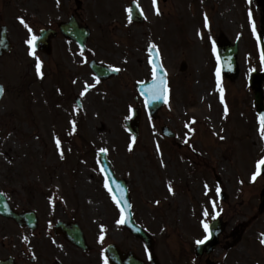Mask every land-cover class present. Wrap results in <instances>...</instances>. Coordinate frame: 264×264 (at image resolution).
<instances>
[{
    "label": "rangeland",
    "instance_id": "374dc122",
    "mask_svg": "<svg viewBox=\"0 0 264 264\" xmlns=\"http://www.w3.org/2000/svg\"><path fill=\"white\" fill-rule=\"evenodd\" d=\"M35 1L0 0V7L8 3L6 12L1 10L0 25L9 24L15 44L11 89L0 103V186L9 192L13 204L18 208L45 204V200L29 199L26 195L38 186L31 174L37 180L40 174V190L61 189L68 198L79 199L78 205L69 203L70 209L76 205L99 210L89 202L93 199L103 202L102 211L109 213L110 203L105 196L109 191L97 159V151L106 148L118 176L129 182L137 214L151 224L156 217L148 209L154 208L153 203L162 205L163 218L159 221L168 231L162 226L153 228L155 252L161 264H207V258L215 264H264V209L260 200L264 171L259 170L256 179H252L257 162L264 157V136L256 112L255 88L248 83L253 70H263L257 44L264 0H168L160 18L163 3L158 2L153 27H157L155 42L162 44L164 51L171 102L160 111L157 120L143 117L136 141L123 123L135 105V91L122 82L146 75L143 65L133 63L123 80L114 79L105 88L96 87L81 111L68 96L71 92H67L64 83L65 97L57 96L54 68L44 82L45 89L41 87L42 95L31 87V79H36L32 62L36 57L26 53V40L37 34L40 24L37 20L32 27L26 23L32 29L30 33L15 17L22 7L39 12L40 1ZM207 20L214 23L215 36L223 33L230 42L238 41L240 73L229 79L220 72L219 86L217 55L203 25ZM112 27L104 25L103 38L98 29L94 37V41L107 45L109 52L117 42L123 46L122 36ZM217 37L212 44H216ZM108 54L113 58L112 53ZM50 60L54 62V58ZM184 60L188 68L181 71ZM2 75L0 67V78ZM19 87L26 92L28 102L22 93L18 94ZM262 87L264 93V80ZM101 91L105 93L103 97ZM72 117H78L76 130L75 121L70 122ZM165 124L175 130V138L161 134ZM57 138L63 142L59 148ZM217 177L222 180L220 184ZM217 187L228 194L227 200L220 198ZM55 195L61 198L58 193ZM217 214L223 217L227 235L240 239L231 250L220 247L208 257H197L192 239L202 232L206 234L204 223L208 224ZM6 224L0 218V231ZM111 230L116 227L112 225ZM130 241L128 238L127 244Z\"/></svg>",
    "mask_w": 264,
    "mask_h": 264
},
{
    "label": "flooded vegetation",
    "instance_id": "af4514ba",
    "mask_svg": "<svg viewBox=\"0 0 264 264\" xmlns=\"http://www.w3.org/2000/svg\"><path fill=\"white\" fill-rule=\"evenodd\" d=\"M158 1L154 4L153 0H42L39 12L32 11L31 14L39 17L43 28L57 30L54 63L59 72V83L76 88L80 82L88 81V63L95 57L109 64L107 45L94 41L97 29L103 38L104 25L112 24V28L122 36L123 46L117 42L114 47L118 53H114V57L119 58L120 65L129 64L128 59L144 64L148 48L155 38L157 27L152 26V19L156 18ZM167 1L162 0L163 3ZM133 3L144 16L141 24L131 18L129 10ZM64 23H70L69 27L78 24L91 27L92 36L86 51L80 50L75 42L64 36L60 29ZM145 23L147 25L143 28ZM3 78L7 84L9 77ZM18 212L33 214L34 217L29 215L22 219L23 225L16 219H7L8 226L0 231V264H104L105 249L112 243L117 244L122 253L128 251L124 231L111 230L108 220L99 219L103 215L98 211L47 209L45 205L19 209ZM95 219H98L97 224ZM58 222L66 224L58 226Z\"/></svg>",
    "mask_w": 264,
    "mask_h": 264
},
{
    "label": "water",
    "instance_id": "95a60500",
    "mask_svg": "<svg viewBox=\"0 0 264 264\" xmlns=\"http://www.w3.org/2000/svg\"><path fill=\"white\" fill-rule=\"evenodd\" d=\"M5 42V37L3 38L2 41H0V50L4 48L3 43ZM262 48H264V38L262 39ZM220 53H221V57H222V61H223V65L224 67H230V65L233 63V67H234V71L235 74L237 73V68L235 66L236 62H235V56L237 53L236 49H230L225 43L224 41H221V49H220ZM263 60H264V52H263ZM95 70L96 71H102L103 69L99 68L98 66H95ZM156 77L160 78L162 77L165 80V73L162 71V69H160L159 67H156ZM259 75L255 74V78L254 81L258 83V85L260 84V81L258 80ZM157 81H159L158 79H156ZM149 89H142V93L143 95L146 97L147 102L149 101V96L152 94L150 91H148ZM152 100L151 102H148V105L150 107V109H152L153 111L157 108V106L160 105V103L155 102L153 104ZM256 102L258 105V112L259 114L264 113V106L262 103V94H261V90H260V85L258 87L257 90V94H256ZM139 120H140V110H134V115L131 121H128L126 124L129 127L130 131H132L134 134L137 133L138 131V126H139ZM102 156V165H103V169L104 172L106 174V177L109 180V183L113 189V191L117 194V199L121 200V206L124 209V213L126 214V218L128 220H130L131 217V212H130V204L128 202V197L126 194V187L121 183V182H117L114 179V175L112 174V172L110 171V163L107 161L106 157H105V152H103L101 154ZM119 186V187H118ZM124 189V193L123 196L120 195V188ZM262 200L264 202V195L262 197ZM3 199L0 198V211L3 213H6L5 207L3 206ZM218 226H219V222H217ZM135 232H138L137 229H134ZM213 243V239L208 243V244H212ZM215 245V244H213ZM205 248L203 246H201L200 249Z\"/></svg>",
    "mask_w": 264,
    "mask_h": 264
},
{
    "label": "snow or ice",
    "instance_id": "6c2138e0",
    "mask_svg": "<svg viewBox=\"0 0 264 264\" xmlns=\"http://www.w3.org/2000/svg\"><path fill=\"white\" fill-rule=\"evenodd\" d=\"M153 3L155 4L156 3V0H153ZM130 11V10H129ZM157 12H159V9L157 8ZM251 15V13L249 14ZM20 22L22 24L25 25V27H28V25L26 24V22L24 21L23 17H20ZM28 31L31 33L32 32V29L30 27H28ZM253 31L255 32V23L253 22ZM39 39V37H37L36 35H32L30 39H28L26 41V43L30 46V51H29V54L36 57V64H35V67H36V71L39 75L43 76V72L41 71V68H42V61L40 60V58L38 56H36V51H35V42ZM152 48H155V45H150V50ZM213 52L215 53L216 52V48H215V43H213ZM219 55L217 54V62L219 63ZM113 71H119L118 68H113L112 69ZM219 76H220V69L219 67H217V80H218V86H219ZM153 77H154V81L156 79L159 80V84L157 85L156 83L153 84V88L152 89H149L148 91H150L152 94L149 96V101L148 102H151L152 100H157V99H160L161 96L164 97L165 99V102H167V93H168V88H167V82L162 78H157L156 77V71H155V68L153 69ZM87 90V88L85 89V91ZM4 92V89H3V86H0V95H2ZM221 92H223V89H221ZM83 94V93H82ZM259 121H260V133L262 136H264V113H261L260 114V117H259ZM73 124H75V122H73ZM135 139V137H133V140ZM60 140L59 138L56 139V144H57V147L59 148L60 146ZM129 147L131 148V145H129ZM108 151L106 148H101L100 149V152H106ZM61 157H63V150L61 149ZM261 165H264V157H262L258 162H257V172L253 174L252 176V179L255 180L256 179V176L259 174V170H260V166ZM105 187L108 188V191L109 192H112V188L109 186L108 184V180L105 179ZM119 187V186H118ZM169 188L171 190V184L169 183ZM220 189L219 187H217V192H219ZM123 193H124V189L121 187L120 188V195L123 196ZM113 200L117 203V205H120L122 203L121 200L117 199V197L115 195H113ZM213 206L215 207V201H213ZM207 210H205V215H207ZM124 216H123V208H121V219L117 221V223H123L124 222ZM204 228L205 230L207 231L208 230V224L207 223H204ZM101 227L103 228V225H101ZM101 241L103 240V235H101L100 237ZM208 239V236H205L204 239H201V240H197L196 243L197 244H203L205 242V240ZM261 243H264V240L261 241ZM104 264H108V261H107V258L105 257V261H104Z\"/></svg>",
    "mask_w": 264,
    "mask_h": 264
}]
</instances>
